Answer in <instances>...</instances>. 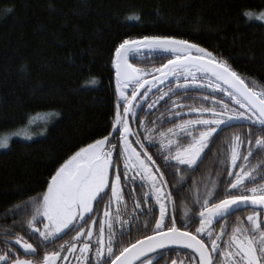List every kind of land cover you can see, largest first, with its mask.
<instances>
[{"label": "snow or ice", "instance_id": "obj_1", "mask_svg": "<svg viewBox=\"0 0 264 264\" xmlns=\"http://www.w3.org/2000/svg\"><path fill=\"white\" fill-rule=\"evenodd\" d=\"M259 19L264 21V13ZM128 20L139 22L141 17L131 16ZM152 56L166 58L167 62L152 67L151 71L132 62ZM111 65L115 70L117 95L115 119L109 122L111 132L103 135L108 131L106 126L100 133L86 137L92 142L79 147L59 165L50 179L44 181L46 189L39 196L11 211L15 217L29 208L32 210L26 229L44 248L64 236L71 235V241L41 256L37 246L23 235H16L12 240L6 236L7 247L0 251V264H70V257L76 264H158L173 246L191 250L188 264L193 260L195 264H264V183L261 182L264 181V160L253 164L250 159L253 149L264 153V86L242 77L226 60L218 59L198 43L171 35L146 34L137 39H123L113 48ZM163 86H167V91ZM153 89L160 93L159 100L165 97L171 100L181 90H207L202 100L207 102L211 97L212 106H188V114H196V118L184 119L185 105L172 101V119L179 118L181 122L167 131H158L140 121L145 133L141 139L139 132H133L130 121L138 119V110H143ZM217 93L237 107L230 108L223 99H216ZM152 107L153 104H148L149 110ZM35 122V117L28 121ZM243 122L249 125L248 148L246 153L242 152L245 140L239 134L232 137L225 170L230 179L223 198L216 199V185L206 190L202 201L197 191L198 217L190 216L186 209L185 219L178 227L173 194L148 150V146L156 145V133L166 163L174 160L178 165L194 166L219 132ZM252 127L260 133L254 143ZM22 134L25 139H32L26 130ZM96 135L100 138H95ZM133 136L135 140L130 139ZM10 138L0 139V148H7ZM137 184L147 190L141 193V199L133 195L131 219L124 220L121 217L122 208H127L125 187L129 194H134ZM105 197L108 203L103 218L94 219L97 215L94 205H100ZM152 201L159 208V216L154 218L151 234L120 247L122 240L116 239L117 234L121 238L130 237L132 223L139 220V212L148 215ZM143 205H150L149 210L144 211ZM169 205L173 208L171 214ZM249 208L246 222L238 223L229 234L228 217ZM221 220L225 226L216 232ZM197 221L199 226L195 232L187 230ZM125 225H128L127 231ZM143 227L148 229L149 223ZM172 264L177 261L173 260ZM180 264L185 262L181 260Z\"/></svg>", "mask_w": 264, "mask_h": 264}, {"label": "trees", "instance_id": "obj_2", "mask_svg": "<svg viewBox=\"0 0 264 264\" xmlns=\"http://www.w3.org/2000/svg\"><path fill=\"white\" fill-rule=\"evenodd\" d=\"M252 11H264V0H0V136L23 128L36 114L58 115L43 136L13 139L0 150V237L30 240L26 222L32 210L15 217L11 211L39 196L59 165L92 142L86 137L106 126L103 135L111 132L117 103L111 59L118 42L146 34L188 39L264 86V25L247 18ZM131 16L141 20L129 21ZM165 61L152 56L132 62L151 71ZM159 96L157 92L145 103L148 108L158 101L157 113L148 117H158L166 108L168 100L159 101ZM180 98L187 106L202 104L186 94ZM156 126L158 131L173 128L148 123V128ZM248 133L247 122L219 132L192 166L198 165L193 182L208 181L206 190L216 185V199H222L230 179L225 170L232 137L239 134L246 149ZM251 133L254 143L259 129L252 127ZM253 151V164L264 160V153ZM167 182L177 203L189 197L175 180Z\"/></svg>", "mask_w": 264, "mask_h": 264}, {"label": "flooded vegetation", "instance_id": "obj_3", "mask_svg": "<svg viewBox=\"0 0 264 264\" xmlns=\"http://www.w3.org/2000/svg\"><path fill=\"white\" fill-rule=\"evenodd\" d=\"M167 60L164 62L166 63ZM172 87H175V85L173 84ZM163 90L167 91V86H163ZM156 90H154L152 93L149 94V97L152 96L153 94H156ZM183 94L188 95L189 97H193L195 99H200L202 104H198L200 106H210L211 105V97L209 98V101L205 102L202 100V97L204 95L208 94V91L205 90L203 92L201 91H196V90H189L188 92H184L183 90L180 91L179 95L177 96H173L171 100L168 99V97H165L168 102L165 105V109L161 112L160 116H156V117H148V115H150L151 113L155 112L157 113V102L153 105L152 109L149 110V108H147L144 104L143 106V110L139 111L138 110V119L137 120H132L130 121V126L133 130V132H139L140 133V138L143 139L144 136V128L140 126V121H144V123L147 121V124L145 125V127H148V123H157V124H163V123H169L172 125V127L174 128L176 124H179L181 121L179 118L176 119H172V101H177L182 103L183 105H185L184 109H183V114H184V119H194L196 118V114H191L189 115V107L187 106V103L185 102H181V96ZM148 97V98H149ZM216 99H223L225 103L229 104V107H237L235 105H233L227 97L225 96H221L219 93L216 94ZM161 101V100H159ZM190 106H195L193 105V103H190ZM212 106V105H211ZM199 107V106H196ZM219 110V107H218ZM140 113H144V117L139 116ZM169 114V115H168ZM171 121V122H168ZM139 124L138 128L136 127V125ZM157 128V126L155 127ZM130 139L135 140L136 137L133 136ZM156 145L155 146H148V150H149V154L153 156V159L156 161V164L160 166V170L164 173V178L167 181H176V186H178L181 189H185V193L189 196L187 198H183L182 200L179 201V203H177L176 199L173 198L174 202H175V215H176V219H177V226L180 227L182 225V222L184 221L185 217H184V212L185 210H189V215L190 216H196L198 217L199 214V205L195 203V198H196V193L197 191L200 194V198L201 201L203 200V197H201V195L206 191L207 185L209 184L208 181L206 182H197L194 183L193 182V171L195 170L196 167L192 168V166H185V165H178L176 161L172 160L169 162H165L163 159V156L161 155V149L159 147V135H157L156 133ZM182 142L186 143L187 141H185L182 138ZM248 146V144H247ZM134 147H137V150H139V146L134 144ZM248 148V147H247ZM246 149H243V145L241 147V151L246 153L247 151ZM121 167H122V162H121ZM262 182V181H261ZM139 183V182H138ZM263 183V182H262ZM168 184V190H170L173 194V196H175V192L173 191V188H170V183L167 182ZM196 184V187L194 188L193 186ZM147 190L145 189H141L139 188L138 184L136 187V191L134 194H129L128 193V187H125V200L127 203V208L126 210L122 208V219L124 220H129L131 219V215L133 213V195L135 196V199H141V193L143 191ZM238 194V193H237ZM108 203V197H105L104 201L96 206L94 205L95 209H96V213L97 215L94 216V219H102L103 218V213L105 211V205ZM150 205L152 206L151 211L148 212V215L145 216L143 215V212H139V220L137 222L132 223L131 225V236L130 237H123L121 238L119 236V234H117L116 239L117 240H122V243L120 244V247L125 245V243L129 242L131 239H136L142 235H144L147 231H149L148 234H151V230L154 227V223L153 225L148 229H145L143 227L144 223L148 222L150 224L151 221H153V218H158L159 216V208L158 206L154 205V201L150 202ZM150 205H143V210L144 211H148ZM190 205H195V209L196 211H192V208L190 207ZM139 211V210H137ZM113 212H114V208H113ZM173 212V208L172 205H169V213L171 214ZM251 212V208L244 210V211H240L237 212L235 215L228 217L227 222H226V230L227 232L230 234L231 230L233 227H235L238 223H242V222H246V216ZM91 223V222H89ZM198 221L193 225L190 224L188 229L189 231L195 232V228L198 227ZM225 226V221L221 220L220 224L216 225V232L220 231L221 227ZM42 227V225H41ZM98 228L99 225H96L95 231L98 233ZM117 228V233H119V224L116 225ZM128 229V225H125V231H127ZM139 229V230H137ZM74 235V233H73ZM14 237H10L8 238L9 240H12ZM143 238V237H140ZM26 240H28V237H25ZM225 239H227V236H225ZM96 240V235L93 236V243H95ZM0 241L3 242L2 246H0V251H4L7 247V245L5 244V237L1 238L0 237ZM30 243H33L34 246H37L38 251H40L41 256L44 254L45 251H54V250H59V247L61 244H64L65 241H71V235L69 236H64L62 240H57L55 244H51L48 245L47 248H44L43 246H41L39 244L38 239L35 236H31L30 240H28ZM15 250L20 252L21 254H23V250L19 248V246H15ZM92 255L94 256V250L92 252ZM192 254L189 253L188 251H182V249H172L170 252H167L165 255L164 259L159 260L158 264H172L173 260L177 261V264H180L181 260H183L185 262V264H188V260L190 258ZM31 258V257H29ZM70 264H76V261L73 257H70ZM192 264H195V261H192Z\"/></svg>", "mask_w": 264, "mask_h": 264}, {"label": "rangeland", "instance_id": "obj_4", "mask_svg": "<svg viewBox=\"0 0 264 264\" xmlns=\"http://www.w3.org/2000/svg\"><path fill=\"white\" fill-rule=\"evenodd\" d=\"M248 13L252 14L251 16L247 15V18L249 20L256 21V22L262 23L264 25V21L259 19L260 14L264 13V11H259V12H253L252 11V12H248ZM49 113H55V112L48 111V112H42V113L36 114L30 118V119H32L33 117H35L36 118L35 123H32V124L27 123L26 126H24L21 129H18L14 132H11V133L3 134L2 136H0V139L7 136V137H11L9 142L13 139L30 141V140H27L24 138V136L22 134L24 130H26L28 132V134L32 137V139L43 136L46 133V130L49 127V125L52 124L58 118V115H54V116L49 117L48 116ZM16 133H21V135H16ZM7 148H0V150H4Z\"/></svg>", "mask_w": 264, "mask_h": 264}, {"label": "water", "instance_id": "obj_5", "mask_svg": "<svg viewBox=\"0 0 264 264\" xmlns=\"http://www.w3.org/2000/svg\"><path fill=\"white\" fill-rule=\"evenodd\" d=\"M113 72H114V84H115V70H114V68H113ZM154 90H155V89H153V91H154ZM153 91H152V92H153ZM115 93H116V92H115ZM116 96H117V95H116ZM130 127H131V126H130ZM198 161H199V160H198ZM198 161H197V162H198ZM172 249H182V248H177V247L173 246ZM183 250H187V251L191 252L190 249H183Z\"/></svg>", "mask_w": 264, "mask_h": 264}, {"label": "bare ground", "instance_id": "obj_6", "mask_svg": "<svg viewBox=\"0 0 264 264\" xmlns=\"http://www.w3.org/2000/svg\"><path fill=\"white\" fill-rule=\"evenodd\" d=\"M23 126V125H22Z\"/></svg>", "mask_w": 264, "mask_h": 264}]
</instances>
